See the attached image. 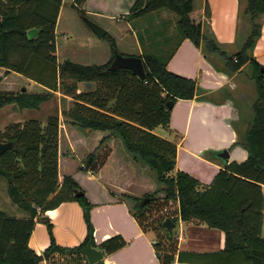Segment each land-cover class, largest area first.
Instances as JSON below:
<instances>
[{
    "label": "trees",
    "instance_id": "obj_1",
    "mask_svg": "<svg viewBox=\"0 0 264 264\" xmlns=\"http://www.w3.org/2000/svg\"><path fill=\"white\" fill-rule=\"evenodd\" d=\"M82 4L80 0L77 10L84 18ZM61 5L62 0H0V67L6 69L5 75L14 71L71 97L72 106L63 109L62 114L72 125L83 130L108 131L100 143L119 138L126 152L154 173L158 183L155 191L140 198L128 197L134 202V217L140 227L155 235L154 248L160 264H174L177 254L179 262L195 264H264V66L252 56L262 31L264 0H246L244 14L250 18L251 31L234 55H228L213 34L203 31L192 0H135L124 16L129 23L160 10L177 16V42L171 50L142 55L145 80L128 69H110L118 50L107 32L103 38L110 42L113 55L106 64L82 65L70 60L59 63L55 28ZM32 28L39 32L30 39L27 32ZM186 38L206 55L222 59L229 73L237 72L248 62L254 71L257 99L242 140L248 157L226 164L210 184H201L185 171H175L176 142L154 132L156 127L169 126L172 109H166L168 101L192 99L200 93L195 79L167 69L169 59ZM83 81H92L94 86L86 89L80 86ZM50 98V93L0 91V108L15 103L20 108L38 109ZM9 141L14 142V147L0 154V178L7 181L11 201L27 216L13 217L0 210V264H41L43 259L62 264L52 257L65 253L85 258L81 249L87 244L97 246L90 220L92 204L71 176L59 182V117L50 116L46 123L35 118L10 123L0 130V142ZM94 155L90 156L94 159ZM92 165L93 160L83 168L90 170ZM75 189L83 193L76 195ZM160 192L163 196H158ZM65 201H77L82 207L86 237L78 246H60L52 234V224L43 218L51 241L38 255L29 247L36 218L40 212ZM175 203L178 206L173 208ZM168 217L175 223L181 219L221 229L225 234L224 249L202 254L179 251L177 233H168L162 225ZM126 244L124 237L116 234L99 247L110 254ZM188 255L195 259L188 260ZM95 264L105 263L101 260Z\"/></svg>",
    "mask_w": 264,
    "mask_h": 264
},
{
    "label": "crops",
    "instance_id": "obj_2",
    "mask_svg": "<svg viewBox=\"0 0 264 264\" xmlns=\"http://www.w3.org/2000/svg\"><path fill=\"white\" fill-rule=\"evenodd\" d=\"M192 1L195 13L202 20L203 31L213 34L228 55L237 53L251 31L250 18L244 14L246 0ZM134 2L135 0H83L81 8L85 11L86 17L104 28L114 39L119 53L142 57L144 53L169 52L171 49L168 47L172 41L171 27L169 18L166 17L168 14L172 15V12L160 10L129 23L124 16ZM79 7L80 0H62L55 28L57 60L59 63L70 60L82 65L106 64L113 55L110 42L108 40L105 42L104 38H97L89 28H86L77 10ZM60 33L63 34L61 39L58 37ZM69 34H76L77 39L86 40L89 46L88 61L80 62L67 53V50L69 51L76 44L74 41L68 42L71 36ZM252 56L264 66V15L261 35L252 50ZM167 69L195 79L200 93L192 99L177 100L171 111L169 126H161L165 132L158 131V127L154 129V132L176 142L175 171H185L197 178L201 184H210L216 173L226 164L232 161L242 162L248 157L242 140L252 121V106L257 99L253 68L248 62L237 72L229 73L222 59L206 55L201 47H197L189 38H186L179 43L175 53L169 59ZM5 71V68L0 67V75H4L2 81L11 75L24 77L14 71L5 75ZM24 78L22 83H19V91L24 92L23 88H25L28 93H50L51 98L42 103L38 109L20 108L15 103L0 108V130L10 123L23 122L31 118L46 123L50 116L57 115L59 117V182H62L65 176H71L84 190L92 204L90 219L94 226L96 248L101 249L99 247L101 243L116 234L122 235L127 241L124 247L113 253L103 252L104 263L160 264L154 248L155 235L150 234V231L144 232L140 227L134 217V202L128 197L140 198L155 191L158 183L154 173L147 166L135 161L126 152L119 138H108L100 143L102 138L108 135V131H82L72 125L70 119L65 117L60 109H57L56 114L48 112L44 105L51 102L53 97L57 98L60 92L52 91ZM9 83L11 86L14 85ZM15 90L16 88L13 89V87L0 89V91ZM63 97L73 102L71 97L66 95ZM78 136L92 140L93 147L87 154H97L102 151L107 153L102 164L97 167H94L96 160L94 155L91 169L77 175L75 174L77 171H72L70 155L73 154L72 147H74V145L71 147V143L75 138H79ZM62 139L66 142L63 148ZM224 149H227L230 154L226 162L217 157V153ZM85 164L83 163L80 167H84ZM124 175L138 180L141 186L133 189V185H129L125 179H122ZM262 190L264 193V185ZM2 192H0V206L11 204L12 209L18 208L9 195L6 196L8 191ZM161 195V193L158 194V196ZM174 205L178 206L177 203ZM18 209L21 212L17 210L13 217L27 216V213ZM0 210L3 211L1 208ZM43 218L48 219L52 224V234L60 246H78L86 237L87 224L82 207L77 201H65L55 208L40 212L36 218L29 239V247L38 255L43 254L51 241L50 232ZM174 232L177 233L178 248L182 252L213 253L221 252L225 247L224 232L205 224L179 219ZM262 236L264 237V222ZM185 257H188L190 261L195 259L192 255ZM52 258V260H60V263L62 260H73L75 264L88 262L86 257L81 258L73 253L56 254ZM174 264L195 263L179 262L177 254Z\"/></svg>",
    "mask_w": 264,
    "mask_h": 264
},
{
    "label": "rangeland",
    "instance_id": "obj_3",
    "mask_svg": "<svg viewBox=\"0 0 264 264\" xmlns=\"http://www.w3.org/2000/svg\"><path fill=\"white\" fill-rule=\"evenodd\" d=\"M172 15H167V19L169 18V21H170V27H171V30H170V33H171V36H170V39L172 40L171 43L169 44V49H171L174 45H175V42L177 40V33L175 31L176 29V20H177V16L174 14V13H171ZM171 16V17H170ZM86 28H89L86 24V22L84 21V19H82ZM90 29V28H89ZM88 29V30H89ZM91 30V29H90ZM71 35L70 36V39L68 42H76L75 46L72 47V49H70L69 51L67 50V53H69L71 55L72 58L80 61V62H85V61H88V54H87V49L89 48V46L86 44V40L85 39H77L76 37V34H69ZM60 39L63 38V34H59L58 36ZM105 42H107V39H104ZM66 42V40H65ZM250 70L251 67H249ZM9 74V73H8ZM7 74V75H8ZM17 74V73H16ZM23 76V75H22ZM25 78L24 77H17L15 75H11L9 76L5 81H0V89H15V92H18L19 91V87H20V84L19 83H22V80H24ZM13 83L14 85H10V83ZM16 85V86H15ZM72 100L71 99H67L65 97H63V94L60 93L58 95V97H53V99L51 100V102H49L48 104L44 105V108L47 109V111L49 112H52V114H56L57 113V109H60V111H62L63 109H68L69 107L72 106ZM158 131H161V132H165L163 130V128L160 126L157 128ZM83 131V129H82ZM84 136L86 134L82 133ZM79 138H75L73 140V143H71V147L74 145L73 148V154L70 155V159L72 160V163H71V167H72V171H77L75 172V174H79V173H83L85 171H87L86 169H84L83 167H80L83 163L85 164L86 162H88V159L90 157V153L87 154L89 151H90V148H92V140L88 139V138H85L83 136H78ZM68 144V143H67ZM66 145V142H65V139L63 140L62 139V143H61V146L63 148V146ZM106 153L107 151H102V153H97L95 154V163H94V167H97L98 165L102 164V162L104 161L105 157H106ZM141 164V163H140ZM127 175H124L122 179H125V182L126 183H129V185H133V189H137L141 186V183L138 181V180H134L132 178H128L126 177ZM122 177V175H121ZM1 181V193H3L2 191L6 192L7 193V188H8V185H7V181L4 180V179H0ZM82 189V188H81ZM83 190V189H82ZM84 191V190H83ZM163 196V193L160 192ZM8 196V194L6 195ZM145 196V195H144ZM142 196V197H144ZM15 206V205H14ZM1 209H3V211L9 215V216H13L17 210L19 212H21L17 207H13V208H16V209H12L11 207V204L8 205V204H1L0 206ZM173 208H175V205H173ZM16 210V211H15ZM91 216V214H90ZM91 220V219H90ZM150 234H154L152 231H150ZM48 264H52V262H49ZM62 264H75L73 262V260H62Z\"/></svg>",
    "mask_w": 264,
    "mask_h": 264
},
{
    "label": "water",
    "instance_id": "obj_4",
    "mask_svg": "<svg viewBox=\"0 0 264 264\" xmlns=\"http://www.w3.org/2000/svg\"><path fill=\"white\" fill-rule=\"evenodd\" d=\"M84 21L86 22L87 26L91 29V31L95 34V36L99 39H102L105 34L106 30L102 28L100 25L92 21L88 17L83 18ZM2 25V19H1V14H0V26ZM39 32L38 28H32L28 30L27 35L30 39L37 37ZM111 70H119V69H128L130 70L134 75L139 77L142 80L146 79V70L144 66V61L143 58L140 56H127L123 55L119 52L115 53V57L110 65ZM261 72L264 73V67L261 68ZM4 78V75H0V81ZM80 86L86 88V89H91L94 86V82L92 81H83L80 83ZM23 91H25V88H23ZM174 106L173 101H168L166 103V109H172ZM14 147V142L9 141V142H0V154L6 151L9 148ZM230 154L227 149L221 150L217 153V157L221 158L225 162L228 160ZM93 158L92 156L89 157L88 159V164L92 162ZM83 193L82 190L75 189V194L76 195H81ZM148 201V198L144 199V203ZM163 227L166 229L168 233H172L176 227V223L171 219V218H166L162 222ZM81 253L86 256L89 264H95L103 259V251L101 249H98L91 244H87L85 247L81 249Z\"/></svg>",
    "mask_w": 264,
    "mask_h": 264
},
{
    "label": "built area",
    "instance_id": "obj_5",
    "mask_svg": "<svg viewBox=\"0 0 264 264\" xmlns=\"http://www.w3.org/2000/svg\"><path fill=\"white\" fill-rule=\"evenodd\" d=\"M42 262H43L42 264H48L47 261H46L45 259H44Z\"/></svg>",
    "mask_w": 264,
    "mask_h": 264
}]
</instances>
